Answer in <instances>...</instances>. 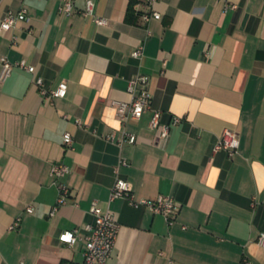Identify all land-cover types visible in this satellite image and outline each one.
<instances>
[{
    "label": "crops",
    "instance_id": "0c3cea01",
    "mask_svg": "<svg viewBox=\"0 0 264 264\" xmlns=\"http://www.w3.org/2000/svg\"><path fill=\"white\" fill-rule=\"evenodd\" d=\"M93 1L104 26L81 15L84 0L70 16L58 13V0H0V22L27 11L0 29V57L34 66L0 82V264L81 262L83 240L59 235L92 221V201L120 224L106 264H264V0H154L161 18L148 22L144 0ZM140 45L143 56L133 58ZM136 74L148 78L150 108L121 122L114 102L131 100ZM34 77L47 90L64 81L65 96H42ZM156 110L161 124L180 119L165 138L149 127ZM225 129L239 139L231 157L213 151ZM110 134L136 139L118 146ZM120 157L126 164L115 173ZM58 162L70 167L69 197L50 217ZM117 176L136 198L171 195L173 224L109 200Z\"/></svg>",
    "mask_w": 264,
    "mask_h": 264
},
{
    "label": "built area",
    "instance_id": "2783aa9c",
    "mask_svg": "<svg viewBox=\"0 0 264 264\" xmlns=\"http://www.w3.org/2000/svg\"><path fill=\"white\" fill-rule=\"evenodd\" d=\"M58 13L70 16L74 11V0H58ZM149 10L140 14V18L143 22H148L151 19L159 20L161 15L155 11L151 6L154 0H144ZM234 7V6H233ZM27 11L21 8L17 11H8L0 22V29L3 31L9 30L16 24L17 21L27 19ZM84 17H90L96 26H104L107 20L103 17L96 16L94 14V1L84 0V9L81 12ZM143 46H137L131 52L133 58L139 59L143 56ZM13 68L23 69L31 74L34 73V66L27 64L24 59L17 61H10L6 56L0 57V82H3L11 73ZM33 85L39 89L42 96L48 98H63L66 94L67 84L62 81L54 89L47 90L43 88L42 80L39 77L33 78ZM127 91L130 94L131 100L128 103L114 102L116 115L121 122L126 119H139L142 114L150 108L151 95L148 91V78L143 74H136L131 76L128 80ZM160 112L154 111L149 121V127L151 129H158L159 136L165 138L168 136L170 126L178 123L180 119L178 117L172 118L168 124H161ZM76 124L80 125V122L76 120ZM135 136L132 134H124L119 139L115 140L114 135L110 134L106 136V140L115 142L120 146L124 141L133 144L135 142ZM72 135L70 132H64L62 134V144L65 148L72 146ZM239 148V139L237 134L231 130L225 129L217 138L213 151L224 150L229 157L233 156ZM126 160L119 158L117 165L114 167L115 173H118V167L125 165ZM70 172V167L63 163H53L50 167V176L52 177V183L57 188V197L54 205L49 211V216L52 217L58 211V209L65 205L67 198L69 197V188L63 182V179ZM116 198H124L130 206L133 208L145 207L152 213L159 214L164 217L168 225H172L174 222V216L176 213V206L174 198L171 195L159 194L153 199L136 198L132 192L131 185L128 181L116 177L115 181L110 189L109 200ZM26 212L31 213L32 207L28 206ZM89 213L92 215V221L83 223L77 228L71 230H65L59 235L61 242L72 245L76 240H83L84 249L82 254V261L79 263L62 262V264H106L109 260L112 250L115 245V241L120 229V224L116 220V217L109 210H102L96 201H92ZM20 221V217L15 218L13 223L9 226V229L15 228ZM185 228V226H182ZM82 232V233H81ZM258 244H264V233H261L257 240ZM171 260H168L165 264H171ZM246 264H252L250 261H245Z\"/></svg>",
    "mask_w": 264,
    "mask_h": 264
}]
</instances>
